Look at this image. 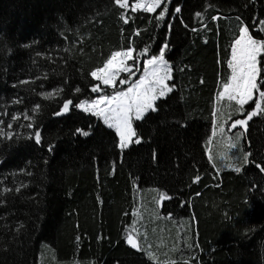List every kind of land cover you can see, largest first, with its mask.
<instances>
[{
  "label": "trees",
  "instance_id": "1",
  "mask_svg": "<svg viewBox=\"0 0 264 264\" xmlns=\"http://www.w3.org/2000/svg\"><path fill=\"white\" fill-rule=\"evenodd\" d=\"M167 6L157 20L161 9L133 12L114 0H0V129L13 134L0 135V264H264V173L256 167L264 164V115L239 128L243 154H252L240 172L208 159L216 121L254 108L250 102L239 114L217 93L231 75L241 22L264 43L261 26L251 27L264 20V0ZM165 42L173 91L133 121L140 144L121 151L115 131L82 110L55 115L66 99L97 97L90 72L113 52L134 49L135 75L117 81L125 90ZM258 69L264 76V53ZM36 130L40 145L29 139ZM145 189L156 193L139 200ZM146 216L172 224L157 235L156 261L145 247ZM136 225L143 243L133 249L126 240Z\"/></svg>",
  "mask_w": 264,
  "mask_h": 264
},
{
  "label": "snow or ice",
  "instance_id": "2",
  "mask_svg": "<svg viewBox=\"0 0 264 264\" xmlns=\"http://www.w3.org/2000/svg\"><path fill=\"white\" fill-rule=\"evenodd\" d=\"M121 9H127L128 0H114ZM137 9H143L146 13H154L157 9H161L158 15L155 17L157 20H164L168 13L167 0H146L144 3H136L132 5V11ZM175 13H180L181 8L176 7ZM199 16L200 14L197 13ZM213 19H216L214 17ZM127 23V19L124 20ZM256 25H260V31H264V20L254 21L251 27L255 29ZM137 35L139 33L137 32ZM169 45L165 42L160 48L158 56H152L144 63L143 76L126 89L122 90L117 86L119 80L120 85L130 83L131 77L135 75L132 67L128 65V61L134 60V49L129 48L125 51H115L111 56L103 63L102 67H97L90 72V76L97 82L92 88V93H97L95 99L80 100L78 103H74L72 99H66L59 111L55 115L60 116L69 113L73 109L82 110L85 113H90L92 116L99 117L103 120V123L109 128L114 129L118 137L117 147L123 151L130 145L140 144L141 139L137 136L136 131L133 128V121H139L144 118L149 111H156V101L165 97L168 93L173 91L167 81L172 79L171 68L168 67L165 60V52L168 50ZM148 49L145 48L141 55H146ZM231 60L228 63V67L231 69V75L227 82L223 83L222 91L217 93V98L227 99L229 102L235 101L238 106V111L243 114L245 106L250 102H254V108L247 112L245 118L235 119L230 127L229 131L237 129L238 127L243 131L247 130L248 122L254 117L264 115V76H261L258 70V57L264 53V43L260 40L254 39L250 34V26L241 24L238 26V36L235 38L232 49ZM121 73H128V76L121 77ZM103 86V87H102ZM112 88L111 94L107 93V89ZM80 88H76L75 92L79 93ZM254 93L258 95V99L254 98ZM52 93L45 94V98H51ZM39 105H37L33 111H38ZM215 115V113H214ZM13 119H18L13 117ZM25 119L30 117L25 116ZM11 128V125H8ZM28 128H32L33 124L29 123ZM219 130L224 132V126L220 125ZM76 134L87 137L88 131L83 129H76ZM216 134V128H213V135ZM0 135L6 136L8 139L13 138L11 132L4 133L0 129ZM239 137V133H237ZM29 139H33L36 145L42 143V135L39 130H36ZM211 141H209V144ZM230 147L235 148V143ZM49 151H53V147L50 146ZM210 152L211 149L209 148ZM250 152L243 154L244 163L250 162ZM155 158V155H154ZM208 159L211 160L212 156L209 155ZM256 167L261 173H264V164H257ZM236 172H240L241 167H235ZM199 180V177H196ZM168 197L165 194H161V200H167ZM126 242L133 248L137 249L138 244L132 235H128Z\"/></svg>",
  "mask_w": 264,
  "mask_h": 264
},
{
  "label": "rangeland",
  "instance_id": "3",
  "mask_svg": "<svg viewBox=\"0 0 264 264\" xmlns=\"http://www.w3.org/2000/svg\"><path fill=\"white\" fill-rule=\"evenodd\" d=\"M144 2H146V0H138L136 2L129 3V0H128L127 9H129V8L132 9V5H134L136 3H144ZM138 10H142L143 11V9H138ZM231 55H232V53H231ZM132 61L133 60L128 61V65L131 66L132 70L134 71L135 67L132 64ZM167 65H168V67H170V65L168 63H167ZM230 71H231V69H230ZM143 74H144V71L142 72L140 78L143 76ZM120 75H121V77H126V76H128V73H121ZM167 83H168V81H167ZM221 100L222 101H226V106H229L230 104H235V101L229 102L226 98L225 99H221ZM237 113L240 114V112H237ZM229 117L230 116H222V119L219 122L216 121V126H215L216 134L215 135L212 134V136H211V141L213 140L212 144H213V142L216 141L215 142V146H219L220 145L222 147V145H224V147H222L224 155H219L218 154V150H216L215 146H214L215 150L212 151V148H211V151L209 152V155L212 156V159H211L212 162L216 161L217 163L219 162V164L221 166L223 165V166L235 169V167H240L242 165V162H243V157H242L243 151H242V148H241L242 132L239 129V127L237 129H233V130L229 131V127H230L231 123L234 121V120H232L230 123H227V121L229 120ZM100 121L103 123L102 119H100ZM220 125L224 126V132L223 133H221L220 130H219V126ZM112 130H114V129H112ZM237 133H239V137L237 136ZM223 137H226L225 141L221 140V138H223ZM218 139H220V140H218ZM233 143H235V145H236L235 148L230 147V145L233 144ZM212 144L210 143L209 148L211 147ZM224 148H226V149H224ZM226 153H228V155H225ZM150 193H156V192L153 189L141 190L139 192V200H140V196L141 197L142 196L146 197ZM135 215L137 217V221L139 219H141L142 216H143L142 213L139 210V206H137L135 208ZM156 219H157L156 216H153L151 218H148L146 216L144 218L145 226H146L147 223L151 224V227L149 228V237H147V239H149L148 240L149 242L145 246L147 251H148V255L151 256V257H153L154 256V252L157 251V249H158L157 246L160 245L159 246L160 248L158 249V251L163 249V246H161V243H160V241L158 239L159 236H157V235H159L161 233H164V232H169L171 230V227H172V224L170 222H168V221H163L161 224L158 225L157 222H156ZM130 230L136 234V237L134 235H132V233H130L129 235H132L135 238L137 244L143 243V241H141L143 239H139V238H143L141 236L143 231L139 230V232H138L137 225L136 226H131ZM144 241H145V239H144ZM154 245H157V246H154ZM153 260L154 261L157 260L156 256H154Z\"/></svg>",
  "mask_w": 264,
  "mask_h": 264
},
{
  "label": "crops",
  "instance_id": "4",
  "mask_svg": "<svg viewBox=\"0 0 264 264\" xmlns=\"http://www.w3.org/2000/svg\"><path fill=\"white\" fill-rule=\"evenodd\" d=\"M232 53V52H231ZM231 59V58H230ZM230 61V60H229ZM218 140H220V139H218ZM221 140H223V141H225L226 140V137H223V138H221ZM216 147V150H218V154L219 155H224V152H223V148L222 147H224V145H222V147L219 145V146H215ZM227 147V146H226ZM224 149H226V148H224ZM225 155H228V153H226Z\"/></svg>",
  "mask_w": 264,
  "mask_h": 264
},
{
  "label": "water",
  "instance_id": "5",
  "mask_svg": "<svg viewBox=\"0 0 264 264\" xmlns=\"http://www.w3.org/2000/svg\"><path fill=\"white\" fill-rule=\"evenodd\" d=\"M67 114V113H66ZM66 114H63V115H66ZM60 116H62V115H60Z\"/></svg>",
  "mask_w": 264,
  "mask_h": 264
}]
</instances>
